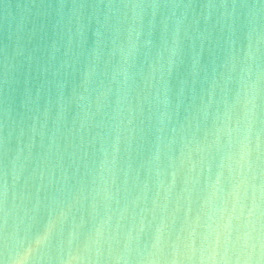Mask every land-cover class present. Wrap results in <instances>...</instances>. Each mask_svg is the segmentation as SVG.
<instances>
[{
	"label": "clouds",
	"instance_id": "1",
	"mask_svg": "<svg viewBox=\"0 0 264 264\" xmlns=\"http://www.w3.org/2000/svg\"><path fill=\"white\" fill-rule=\"evenodd\" d=\"M0 8V264H264V0Z\"/></svg>",
	"mask_w": 264,
	"mask_h": 264
},
{
	"label": "water",
	"instance_id": "2",
	"mask_svg": "<svg viewBox=\"0 0 264 264\" xmlns=\"http://www.w3.org/2000/svg\"><path fill=\"white\" fill-rule=\"evenodd\" d=\"M4 2V0H0V5H2V3ZM8 2H10L13 6V12H15V5L17 3L19 4H23L26 2V0H8ZM6 35V27H5V21L3 18V12H2V8H0V42H2L5 38ZM42 106H43V100L41 101V110H42ZM22 110L17 107L15 110L14 115V119L15 121L19 122L20 121V115L19 113ZM27 123H31V121H28ZM11 130L12 131V139L9 142V147L11 149H15L16 147V140L15 137L17 136V134L19 133V127L13 125L11 122L9 123L8 127L4 126V116H3V104L0 103V140H2L4 137H6L8 135V131ZM38 140V138H37Z\"/></svg>",
	"mask_w": 264,
	"mask_h": 264
}]
</instances>
